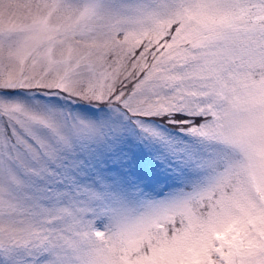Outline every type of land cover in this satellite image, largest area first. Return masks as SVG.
<instances>
[{
	"label": "snow or ice",
	"instance_id": "6c2138e0",
	"mask_svg": "<svg viewBox=\"0 0 264 264\" xmlns=\"http://www.w3.org/2000/svg\"><path fill=\"white\" fill-rule=\"evenodd\" d=\"M0 264H264V0H0Z\"/></svg>",
	"mask_w": 264,
	"mask_h": 264
}]
</instances>
